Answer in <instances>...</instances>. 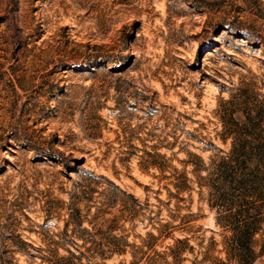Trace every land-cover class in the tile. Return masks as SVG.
<instances>
[{
    "label": "rangeland",
    "instance_id": "1",
    "mask_svg": "<svg viewBox=\"0 0 264 264\" xmlns=\"http://www.w3.org/2000/svg\"><path fill=\"white\" fill-rule=\"evenodd\" d=\"M244 97L264 102V0H0V264H141L149 234L157 264H237L194 155L228 149ZM75 208L125 252L83 243Z\"/></svg>",
    "mask_w": 264,
    "mask_h": 264
},
{
    "label": "trees",
    "instance_id": "2",
    "mask_svg": "<svg viewBox=\"0 0 264 264\" xmlns=\"http://www.w3.org/2000/svg\"><path fill=\"white\" fill-rule=\"evenodd\" d=\"M251 101L244 97L237 104L239 107L234 106L233 99L224 101L225 114L222 115L220 140L223 144L229 142L226 151L216 148L221 154L216 156L215 161L209 159L206 164L200 157L194 155L201 161L198 170L205 173L200 177L206 179L204 183L197 184L200 188H206L210 197L209 207L214 208L216 213L215 223L224 232L221 236L226 256L233 258L237 264H252L257 256L264 255V227H261L264 226V102L258 99ZM230 105L233 108L229 107ZM237 109L240 110L243 121L232 117ZM226 115L228 120L225 122ZM156 166L160 170V167ZM193 170L197 171L195 168ZM97 178L105 180L112 191L118 190L125 194L111 181L101 176ZM187 179L184 177V180ZM174 187L178 191L182 190L177 184H174ZM170 194L173 195L171 192ZM129 196L133 203L130 207L135 212L140 213L149 209L150 204L147 201L139 202L137 198L130 194ZM71 217L76 227L87 233V238L80 237L83 243L97 245L100 249H95V253L102 258H105L103 254L106 252L122 254L125 252V246L129 245L116 235L110 236L111 240L106 242L95 243L93 234L82 227L79 209L75 208ZM149 219L152 220V217L149 216ZM151 225L154 226L153 223ZM113 227L114 225H108L110 230H113ZM258 233L262 235V239L260 249L256 253L252 244L253 237ZM147 237L149 238L141 240V246L146 248L141 255V264H157L155 256L161 257L167 255V252L164 250L159 252L154 248L157 236L149 234ZM176 241L180 243L183 240L177 238ZM133 246L136 247V251H141L139 246ZM77 251L70 252L69 257H61L57 264L80 261L84 258V252ZM87 259L90 260V257Z\"/></svg>",
    "mask_w": 264,
    "mask_h": 264
}]
</instances>
